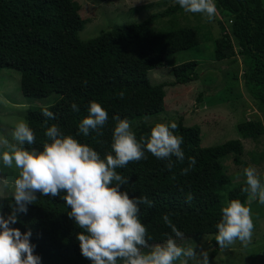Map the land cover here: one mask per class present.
<instances>
[{"label": "trees", "instance_id": "16d2710c", "mask_svg": "<svg viewBox=\"0 0 264 264\" xmlns=\"http://www.w3.org/2000/svg\"><path fill=\"white\" fill-rule=\"evenodd\" d=\"M215 2L228 30L221 21L223 33L215 41L212 58L219 62L231 58L235 63L241 57L245 88L264 111V0ZM80 10L81 5L75 0H0V71L19 72L21 91L27 98L58 96L49 106L28 108L25 120L35 140L32 145L25 143V148L42 150L48 142L44 135L46 127L56 124L65 135L92 147L103 158L111 153L116 123L113 116L127 119L137 140L147 139L155 124L142 119L165 111L166 86L151 84L149 72L165 67L168 56L197 49L200 37L191 27L154 32L152 25L156 20L176 10L169 7L140 23L116 26L83 41L80 32L88 20L81 17ZM197 69L198 62L193 60L174 66L172 86L195 82L199 77ZM235 73L232 76L238 81L240 75ZM92 101L107 111L108 121L98 129H90L88 136L77 135L78 123L88 115ZM73 102L78 112L72 111ZM43 108L53 112L54 119L43 117ZM236 127L244 140H257L264 135L262 121L244 120ZM175 134L183 136V162L173 157L174 165L168 168L167 161L146 151L145 158L117 169L128 178L121 191L128 192L130 198L146 196L153 202L151 207L140 205L139 211V219L152 237L148 241L150 246L173 235L164 224V214L183 233L182 239L189 242L191 237L216 235L215 225L225 201L238 199L248 206L250 200L242 191L246 185L232 187L231 177L222 165V159L228 155L235 156V165L244 163L242 141L202 147L199 128L185 126L183 118L177 123ZM4 150L0 147V151ZM189 157H194L196 164L183 174ZM240 175L243 181V171ZM36 195L37 201L28 206L26 214H18V222L12 226L21 232L31 230L30 240L36 245L34 252L41 257V264H91L80 253L76 234L82 229L69 218L70 207L62 199L64 193L57 197ZM11 201L12 196L0 198L5 214L10 211ZM216 254L217 251L209 254V262ZM253 264H264V259Z\"/></svg>", "mask_w": 264, "mask_h": 264}, {"label": "clouds", "instance_id": "9594fccd", "mask_svg": "<svg viewBox=\"0 0 264 264\" xmlns=\"http://www.w3.org/2000/svg\"><path fill=\"white\" fill-rule=\"evenodd\" d=\"M185 12L200 13L211 22L217 13L215 0H174ZM78 112L75 102L70 105ZM88 115L78 123L77 135L88 136L90 129L95 130L108 121L107 111L98 102L88 105ZM42 116L54 119L48 108H43ZM116 122L111 141V153L103 158L87 144L78 142L72 135H65L52 124L47 126L44 135L48 138L42 150L25 148L35 140L29 125L21 120L13 131L9 141L0 137V146L7 150L0 151V165L15 168L18 174L12 182V201L5 214L0 205V264H41V257L35 254L36 245L30 240V229L21 232L13 227L18 222V214L27 213L28 206L41 196L57 197L70 207L68 216L82 229L76 234L80 253L91 264H209L206 250L197 252L195 248L182 247L177 239L183 233L164 214V224L173 235L154 246L148 241L146 227L139 219L140 205L152 206L146 196H133L121 191V185L128 182L117 169L124 168L129 162L145 158L150 152L155 158L167 161L166 167L172 168L175 161L183 162L185 153L181 148L183 136L175 134V122L156 123L145 139L137 140L127 119L113 116ZM47 123V120L45 121ZM196 164L194 157L188 158V167L183 174ZM243 192L250 200H257L264 205V177L255 167L249 165L243 170ZM9 189V181L0 175V193ZM188 200L191 199L189 195ZM215 241L219 248L225 249L235 241L247 246L253 231L251 210L240 200L233 199L221 208V218L215 225ZM167 235V234H166ZM149 251L143 252L142 249Z\"/></svg>", "mask_w": 264, "mask_h": 264}, {"label": "rangeland", "instance_id": "374dc122", "mask_svg": "<svg viewBox=\"0 0 264 264\" xmlns=\"http://www.w3.org/2000/svg\"><path fill=\"white\" fill-rule=\"evenodd\" d=\"M81 5L80 15L88 20L80 32L83 41L96 38L103 32L116 26H126L140 23L152 14L164 12L169 7H175L173 14L156 20L152 25L154 32L169 31L180 27L194 28L200 37V46L191 51L177 53L166 57V66L149 72L148 80L153 85L165 84V111L142 121L152 124L175 122L183 118L187 127H197L200 130L202 147H215L231 140H240L245 151L241 156L244 165H235V156L228 155L222 159L224 171L231 177L232 187L244 183L240 173L245 165L256 168L258 174L264 176V135L257 140L243 139L237 130V124L244 120L262 121L264 111H261L247 92L243 78L242 59L235 63L232 59L221 62L214 61L215 41L222 36L225 17L217 13L209 22L200 13H189L182 10L174 0H75ZM237 49V48H236ZM198 62V79L192 84L172 86L175 80L172 69L187 61ZM236 72V73H235ZM233 73L240 75L239 80L233 78ZM57 95L46 98H27L21 91V75L12 69L0 71V137L12 141V131L15 125L25 120L30 107H45L55 103ZM3 147V146H0ZM7 150V149H6ZM18 170L0 165V175L9 181V189L0 193V198L11 196L12 182ZM253 231L247 246L235 241L225 249L219 248L215 235L195 236L189 239L177 240L182 247L191 246L197 252L206 250L208 254L217 251L216 257L209 264H253L264 259V205L257 200H249ZM225 204L228 201L224 202ZM147 249L145 252L149 251ZM175 264H179L176 261ZM189 264H192L189 261Z\"/></svg>", "mask_w": 264, "mask_h": 264}]
</instances>
